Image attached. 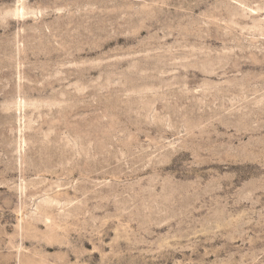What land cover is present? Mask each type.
I'll list each match as a JSON object with an SVG mask.
<instances>
[{
    "label": "rangeland",
    "instance_id": "rangeland-1",
    "mask_svg": "<svg viewBox=\"0 0 264 264\" xmlns=\"http://www.w3.org/2000/svg\"><path fill=\"white\" fill-rule=\"evenodd\" d=\"M0 264H264V0H0Z\"/></svg>",
    "mask_w": 264,
    "mask_h": 264
}]
</instances>
